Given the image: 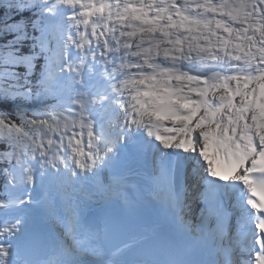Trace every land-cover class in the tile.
<instances>
[{
  "label": "snow or ice",
  "instance_id": "obj_1",
  "mask_svg": "<svg viewBox=\"0 0 264 264\" xmlns=\"http://www.w3.org/2000/svg\"><path fill=\"white\" fill-rule=\"evenodd\" d=\"M0 177V264H264V0H0Z\"/></svg>",
  "mask_w": 264,
  "mask_h": 264
},
{
  "label": "trees",
  "instance_id": "obj_2",
  "mask_svg": "<svg viewBox=\"0 0 264 264\" xmlns=\"http://www.w3.org/2000/svg\"><path fill=\"white\" fill-rule=\"evenodd\" d=\"M2 183H3V178L0 177V185H2Z\"/></svg>",
  "mask_w": 264,
  "mask_h": 264
},
{
  "label": "bare ground",
  "instance_id": "obj_3",
  "mask_svg": "<svg viewBox=\"0 0 264 264\" xmlns=\"http://www.w3.org/2000/svg\"><path fill=\"white\" fill-rule=\"evenodd\" d=\"M191 191H194V189L191 188ZM191 211H193V209H191Z\"/></svg>",
  "mask_w": 264,
  "mask_h": 264
}]
</instances>
